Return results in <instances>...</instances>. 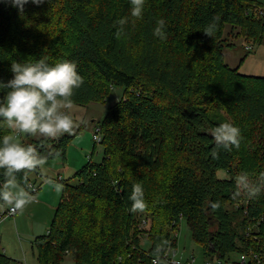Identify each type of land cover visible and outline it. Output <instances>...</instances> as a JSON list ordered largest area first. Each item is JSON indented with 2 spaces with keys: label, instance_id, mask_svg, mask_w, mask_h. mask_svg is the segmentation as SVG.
<instances>
[{
  "label": "trees",
  "instance_id": "obj_1",
  "mask_svg": "<svg viewBox=\"0 0 264 264\" xmlns=\"http://www.w3.org/2000/svg\"><path fill=\"white\" fill-rule=\"evenodd\" d=\"M130 9V0H28L22 8L0 0V83L12 79L11 63L47 58L77 64L84 83L74 105L105 103L112 89H123L99 123L102 160L87 161L63 181L48 231L34 239L32 254L38 264H61L65 256L74 264H152L155 243L167 239L176 249L174 232L184 223L205 259L255 253L264 264V194L232 199L236 177L246 172L257 182L264 174V77L240 74L222 54L231 37L262 41L264 4L146 0L140 20ZM216 17L209 37L203 30ZM122 18L128 23L121 32ZM161 18L165 40L153 35ZM224 122L241 129L238 149L211 136ZM81 130L21 141L66 163ZM6 134L11 129L0 125V137ZM219 171L226 177L218 178ZM36 172L24 177L25 186ZM137 182L145 190L142 212L131 210ZM215 201L221 206L214 210ZM10 262L0 252V264Z\"/></svg>",
  "mask_w": 264,
  "mask_h": 264
},
{
  "label": "clouds",
  "instance_id": "obj_2",
  "mask_svg": "<svg viewBox=\"0 0 264 264\" xmlns=\"http://www.w3.org/2000/svg\"><path fill=\"white\" fill-rule=\"evenodd\" d=\"M28 0H13L20 8ZM43 3L44 0H32ZM130 16L135 20L143 18L146 0H130ZM219 17H216L203 30L211 37L218 27ZM121 32L128 18L119 21ZM153 31L155 37L167 39L166 22L159 19ZM12 79L0 83V125H6L14 130L12 134L0 137V203L6 204L13 212H22L33 202L34 194L25 186L24 177L30 172L45 168L49 156L41 151V145L25 144L19 138L25 136L40 137L44 140L59 138L65 134L73 135L83 121H77L71 109L74 106L73 97L83 83L84 78L77 70V64L71 60L50 64L47 58L32 62L11 63ZM6 90V91H5ZM211 136L217 145L225 149H238L241 144V129L234 123L224 122L211 129ZM212 157L218 158L213 151ZM45 183L60 195L65 185L52 178H45ZM264 194V174L257 182L250 180L245 172L236 177V190L232 199L237 200L241 195L249 199ZM131 210L144 211L147 207L145 190L140 182L132 186L130 195ZM212 209H219V201L211 203ZM171 251V242L162 239L152 248V264H169L166 259ZM174 264H181L176 259Z\"/></svg>",
  "mask_w": 264,
  "mask_h": 264
},
{
  "label": "rangeland",
  "instance_id": "obj_3",
  "mask_svg": "<svg viewBox=\"0 0 264 264\" xmlns=\"http://www.w3.org/2000/svg\"><path fill=\"white\" fill-rule=\"evenodd\" d=\"M255 1L264 4V0ZM229 30L230 28L227 27L226 33ZM225 38L227 39L228 36L226 35ZM228 42L231 45L222 48L224 63L227 66L238 67L242 75L264 77V36L258 44L246 43L241 36L228 38ZM122 93L123 89L118 87L112 89L105 103H91L87 106L74 105L70 111L78 122L83 121V123H81L82 130L68 146L66 163L62 164L60 159H50L45 168L32 175V179L36 178L39 173L49 178H54L57 173H60L65 181L73 177L74 173L86 165L87 161L99 163L103 156L102 146L93 141L94 129L103 120L108 108L121 98ZM11 131L14 133V130ZM19 138L22 140L25 135L21 134ZM226 175L224 171L217 173L218 178L221 179ZM45 189L53 191L49 185ZM60 198L61 194L57 195L54 205L50 203L48 205L40 203L39 194H34L33 202L27 205L22 212H18L15 219L9 218L1 222L0 250L7 252L10 264H38L31 247L37 236L47 233ZM8 208V205L0 203V214ZM174 235L177 237L175 250L178 259L186 260V258L194 257L195 264L204 263L206 259L202 254V249L191 239L190 232L184 223L174 232ZM14 244L16 248H13L12 254L15 257L10 256L11 251H9L10 246ZM18 253L20 257H16ZM61 264H74V261L70 256H65Z\"/></svg>",
  "mask_w": 264,
  "mask_h": 264
},
{
  "label": "built area",
  "instance_id": "obj_4",
  "mask_svg": "<svg viewBox=\"0 0 264 264\" xmlns=\"http://www.w3.org/2000/svg\"><path fill=\"white\" fill-rule=\"evenodd\" d=\"M260 14L264 15V10H260ZM93 141L95 144H101L102 143V134H101V127L100 125H96L95 129H94V133H93ZM45 178L41 176L40 174H38L36 176V179L34 180H30L26 187L28 188L29 191L33 192V194L37 193L41 187L44 186H48L45 183ZM49 178V177H48ZM55 179L58 182H62L63 183V178L62 176H58L56 178H52ZM36 181H38V183H36ZM17 214V212H13L10 210V208L5 211L4 213L0 214V223L3 222L4 220H7L8 218H12ZM145 223V222H143ZM167 260L169 261V264H174V261L177 258V254H176V250H171L167 253L166 256ZM195 258L194 257H190L186 260H181V264H195ZM261 262L260 258L258 257L257 254L252 253L250 256H247L245 254H241L239 255L236 259H232V260H220V259H216V260H208L206 259L204 261L203 264H259Z\"/></svg>",
  "mask_w": 264,
  "mask_h": 264
},
{
  "label": "crops",
  "instance_id": "obj_5",
  "mask_svg": "<svg viewBox=\"0 0 264 264\" xmlns=\"http://www.w3.org/2000/svg\"><path fill=\"white\" fill-rule=\"evenodd\" d=\"M62 163V162H61ZM62 164H65V163H62ZM41 176H43V174L42 173H39ZM60 175V173L58 174H56L55 175V177L54 178H56V177H58ZM61 176V175H60ZM43 177H45V176H43ZM51 178V177H50ZM34 179H36V178H34ZM34 179H32V180H34ZM64 180V179H63ZM36 183H38V181H36ZM45 187L46 186H44V187H41L40 188V190L37 192V193H35V195H38L39 194V200H40V203H45V204H48L49 205V203L50 204H52V205H54L55 204V201H56V199H57V194H55L53 191H48V190H46L45 189ZM59 203V202H58ZM10 208V207H9ZM8 208V209H9ZM7 209V210H8ZM6 211V210H5ZM4 211V212H5ZM3 212V213H4ZM17 214H18V212H17ZM17 215H15L14 217H12V218H14L15 219V217H16ZM9 219V218H8ZM0 225H1V223H0ZM13 248H16V244H14L13 246L11 245L10 246V248H9V251H11L10 252V256H13V254H12V251H13ZM11 249V250H10ZM31 249H32V247H31ZM0 252L2 253V254H4L6 257H7V252H4V250L2 249V250H0ZM34 256V255H33ZM13 257H15V256H13ZM16 257H20L19 256V253L17 254V256ZM9 258V257H8ZM34 258H35V256H34ZM10 259V258H9ZM187 259V258H186Z\"/></svg>",
  "mask_w": 264,
  "mask_h": 264
}]
</instances>
